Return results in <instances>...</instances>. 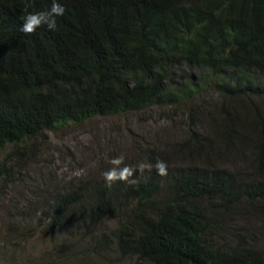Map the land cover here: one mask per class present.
I'll use <instances>...</instances> for the list:
<instances>
[{
  "label": "trees",
  "instance_id": "1",
  "mask_svg": "<svg viewBox=\"0 0 264 264\" xmlns=\"http://www.w3.org/2000/svg\"><path fill=\"white\" fill-rule=\"evenodd\" d=\"M56 2L65 13L55 29L25 34V17L53 0H0V149L94 116L203 95L221 103L170 154L146 152L142 163L153 167L133 168L136 183H80L28 213L15 206V228L29 220L68 246L91 229L88 244L134 264H264L238 221L264 218V0ZM206 118L212 134L200 130Z\"/></svg>",
  "mask_w": 264,
  "mask_h": 264
},
{
  "label": "rangeland",
  "instance_id": "2",
  "mask_svg": "<svg viewBox=\"0 0 264 264\" xmlns=\"http://www.w3.org/2000/svg\"><path fill=\"white\" fill-rule=\"evenodd\" d=\"M220 103L216 96L203 95L174 108L152 107L94 116L46 130L29 142L1 148L0 264H134L104 247L88 244L91 229H82L75 236L79 243L68 246L62 245L60 238L46 236L45 226L29 220L15 228L14 207L28 213L30 209L43 205V201L57 191L104 180L103 173L112 167L110 161L115 157H123L121 167L138 168L141 158L150 150H164L170 154L173 146L187 135L190 127H194L199 115L203 117L206 111L215 113ZM188 109L192 116L191 125L186 123ZM200 130L212 134L209 119L206 124L201 122ZM225 160L227 162L221 160L220 165L237 167L236 164L228 165L233 163L230 159ZM180 161H171L169 165L176 166ZM200 161L197 158L182 163ZM121 213L115 212L104 227L112 228ZM263 219L246 217L238 221L247 232L256 235L254 243L264 253ZM22 231L26 237L20 239Z\"/></svg>",
  "mask_w": 264,
  "mask_h": 264
},
{
  "label": "clouds",
  "instance_id": "3",
  "mask_svg": "<svg viewBox=\"0 0 264 264\" xmlns=\"http://www.w3.org/2000/svg\"><path fill=\"white\" fill-rule=\"evenodd\" d=\"M65 13V8L63 5L53 0V4L50 10L29 13L21 26V31L25 34H32L35 32L37 27L42 26L43 24H47L49 30H54L56 27L55 17L62 16ZM112 167L109 168L106 172L103 173V178L108 185L116 181H125L129 183H136L134 179H130L134 176V173L137 169H133L128 165H123V157H115L110 161ZM151 164H143L138 165V170L143 173L145 169L148 171L152 170ZM155 169L157 173L161 176H166L168 171L167 163L157 158Z\"/></svg>",
  "mask_w": 264,
  "mask_h": 264
}]
</instances>
